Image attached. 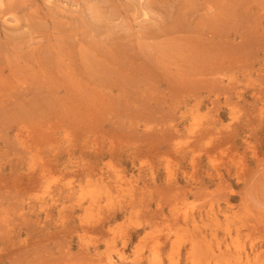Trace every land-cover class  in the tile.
I'll return each instance as SVG.
<instances>
[{"label":"rangeland","instance_id":"374dc122","mask_svg":"<svg viewBox=\"0 0 264 264\" xmlns=\"http://www.w3.org/2000/svg\"><path fill=\"white\" fill-rule=\"evenodd\" d=\"M220 263L264 264V0H0V264Z\"/></svg>","mask_w":264,"mask_h":264},{"label":"bare ground","instance_id":"6f19581e","mask_svg":"<svg viewBox=\"0 0 264 264\" xmlns=\"http://www.w3.org/2000/svg\"><path fill=\"white\" fill-rule=\"evenodd\" d=\"M218 222V221H217ZM214 223V222H213ZM215 225V224H214ZM228 229V228H227ZM234 243V242H233ZM219 244V243H218ZM214 245V244H213ZM205 246V245H204ZM222 247V246H221ZM238 247V246H237ZM209 248V247H208ZM228 248V247H227ZM236 248V247H235ZM232 249V248H231ZM204 250V249H203ZM209 250H210V248H209ZM216 250V249H215ZM230 250V249H229ZM235 250V249H234ZM205 251V250H204ZM245 251H246V249H245ZM206 252H208V251H206ZM216 252V251H215ZM237 252V251H236ZM238 253V252H237ZM241 253V252H240ZM211 254H213V253H211ZM211 254H210V256H211ZM217 254V253H216ZM215 255V254H214ZM212 257V256H211ZM210 257V258H211ZM219 257V256H218ZM215 258V257H214ZM244 258V257H243ZM220 261V260H219ZM222 261V260H221ZM213 262V261H212ZM216 262H217V260H216ZM223 262V261H222ZM221 264V263H220ZM224 264V263H223Z\"/></svg>","mask_w":264,"mask_h":264}]
</instances>
